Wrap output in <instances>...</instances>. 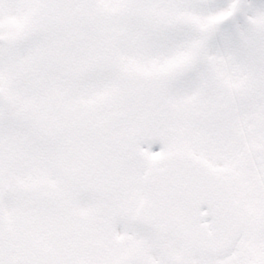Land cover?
Segmentation results:
<instances>
[{
    "label": "snow or ice",
    "instance_id": "obj_1",
    "mask_svg": "<svg viewBox=\"0 0 264 264\" xmlns=\"http://www.w3.org/2000/svg\"><path fill=\"white\" fill-rule=\"evenodd\" d=\"M0 264H264V0H0Z\"/></svg>",
    "mask_w": 264,
    "mask_h": 264
}]
</instances>
